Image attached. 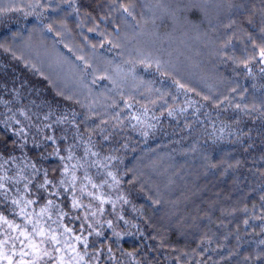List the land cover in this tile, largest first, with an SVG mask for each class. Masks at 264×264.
<instances>
[{"label": "trees", "instance_id": "1", "mask_svg": "<svg viewBox=\"0 0 264 264\" xmlns=\"http://www.w3.org/2000/svg\"><path fill=\"white\" fill-rule=\"evenodd\" d=\"M192 3L201 4V0H168L164 7H156L157 0H150L155 16L145 10L144 20L148 22L144 24L141 20L143 30L136 32L126 28L117 13H112L110 19H100L107 12L108 0H77L79 14L62 0H51L54 10L44 12L43 16L25 17L13 12L0 16V43L10 47L17 56L23 55L36 63L49 77L45 80L39 72L26 67L25 60L14 59L11 52L0 48V96L12 102L9 107L17 112L19 119H23L19 117V109L30 110V114H35V121L36 116L42 117L49 111L48 105L57 115L68 114L69 119L75 113L79 132L71 124L54 125L57 137L68 136L66 141H59L62 155H67L63 149L69 144L79 143L73 138L82 134L85 141L91 138L99 159L113 157L107 161L108 170L121 179L119 192L129 203L118 204L115 211L111 205H104L105 211L98 217L100 224L95 225L103 235L96 236L94 232L88 235L91 230L83 232L88 236L89 252L102 253L99 264H114L107 258L109 247L122 264H130L126 255L129 252L135 253V259L141 264H264V244L260 243L264 241V220L258 218L264 215V200L260 199L264 195V119L259 118L260 111L264 110L261 107L264 74L256 66L249 76L232 61L221 60L216 54L223 40L231 35L222 26L230 16L241 29L253 36L259 35L255 25L260 23L259 9L264 3L262 0H213L207 5V15L199 7H192ZM7 4L8 0H3L5 7ZM240 4L245 7L229 11L230 5ZM136 11L139 13L141 8L137 7ZM85 13H91V18ZM249 13H253L252 25L248 23ZM117 23L121 28V47L113 48L99 33H113ZM49 24L54 31L47 30ZM97 24L96 32L88 31ZM237 37L234 46L225 51L242 57L247 41L240 29ZM65 45L99 69L98 76L115 78L119 87L107 79H98L92 84L89 75L88 88H84L72 67L81 61ZM138 50L150 52L170 70L172 66L180 69L177 78H182L200 95L178 91L172 76L161 75L154 68L145 71L142 65L136 66V77L146 83L141 84L140 79L131 75L125 79L124 73L131 67L125 61L135 59ZM63 58L68 62H63ZM117 65L123 69L119 75ZM13 87L20 90L18 97L14 98ZM59 90L76 93L80 102L57 96ZM203 96L211 99L204 100ZM189 99L195 101L192 106L188 105ZM113 101L118 107L112 106ZM125 101L133 105L131 109L124 107ZM219 101L224 103L216 107ZM235 104H246L249 108L255 105L258 111L246 114L235 110ZM144 106L148 108L146 122L154 127L138 125L130 118L131 114L140 115ZM170 110H174L171 116ZM118 111L122 123L113 127L112 117ZM0 113H7L4 105H0ZM221 127L225 128L222 134ZM5 131L0 127V135ZM105 135L109 136L108 140H104ZM14 138L10 132L5 136L9 144ZM54 147L49 143L36 149L29 144L25 151L41 170L29 185L34 195L24 193L23 183L10 186L8 199L0 195V213L23 223L15 214L19 209L11 203L12 197L23 194L35 199L39 196L38 203L32 206L37 211L47 199H52L68 213L60 223L81 234L84 212L71 208V190L64 192L58 187L63 163L50 155ZM75 151L77 156H82L83 145ZM237 161L241 162L239 166H235ZM228 163L234 167L228 168ZM44 170L57 185L56 188L49 186V192L59 191V195L49 196L36 187L43 182ZM89 174L99 182L103 169L90 168ZM16 188L20 189L19 193ZM105 191L109 190L105 188ZM112 195L115 198L116 193ZM156 199L162 203H154ZM83 201L89 202L87 197ZM121 215L123 220L118 219ZM52 218L59 219L55 210ZM109 220L113 228H108ZM88 223H93L92 218ZM5 227L0 226V234ZM114 231L120 236L114 235Z\"/></svg>", "mask_w": 264, "mask_h": 264}, {"label": "snow or ice", "instance_id": "2", "mask_svg": "<svg viewBox=\"0 0 264 264\" xmlns=\"http://www.w3.org/2000/svg\"><path fill=\"white\" fill-rule=\"evenodd\" d=\"M63 3L67 4L74 13L79 14L80 8L77 6V0H62ZM168 0H157L156 7H164ZM213 0H201V4L192 3V7H199L207 15L208 7ZM264 3V0H262ZM22 5V6H21ZM137 7L141 8V11L137 13ZM239 7L244 8L243 4L240 5H230L229 11L232 8ZM49 10H54L51 8V0H8V4L5 7L3 5V0H0V16L8 12L21 13L23 16H43V13ZM145 10L152 12L155 16L153 8L150 6V0H108L107 12L100 19H110L112 13L119 14L118 20L126 27L136 32L137 29L143 30V25L141 20H144ZM167 10V9H165ZM188 8H185L187 11ZM261 20L259 25H255L258 29V36H253L246 29H241L240 25L237 24L235 19L231 16L228 19V23L223 24L226 33L231 32V35H227L226 39L223 40L220 47L217 49L216 54L221 58V60H230L238 68H242L243 71L251 76L253 75V67L258 66L262 74H264V7L259 9ZM253 13H249L250 18L248 23L253 24L251 16ZM87 18H91V13H85ZM139 17V19H138ZM147 20H144V24H147ZM83 23V21L81 22ZM155 23V19L152 20ZM211 23V21H209ZM99 28L97 24L93 28H89L88 31L96 32ZM237 29L243 32L246 37V43L244 48V53L242 57H237L235 55H228L225 51L226 49L234 46V40L239 39L237 37ZM49 32L54 31L53 25L49 24L47 26ZM120 23H117L114 32L99 33L104 37L105 41L110 44L113 48L121 47L120 44ZM19 35V34H17ZM112 35V39H108V36ZM103 47V44L100 45ZM68 47V45H65ZM95 48V45L92 46ZM0 48H3L6 52H11L14 59L25 60V66L32 68L34 71L39 72L45 80L49 77L45 76L43 71L37 67L36 63H31L23 55L17 56L16 52L10 47H6L4 44L0 43ZM68 51L72 53L75 58L81 61L80 65H73V69L78 76L79 83L84 87L88 88L86 83V78L90 75L92 76L91 83L96 84L97 80H110L115 87H119V84L115 78L110 75H97L99 69L93 66L92 63L88 61L85 56L77 55L74 50L68 47ZM63 62H68L67 58H63ZM125 63L131 65L126 73H124V78L126 79L128 75H131L134 79H140L136 77V66L142 65L145 71L150 69H155L156 72L164 76H172L173 82L176 85L178 91L185 94L195 92L196 95H200L196 92V89L188 86L183 82L182 78H177L180 73V69L175 66L171 67V70L165 67L164 62L160 59L154 57L150 52H143L138 50L137 57L132 60H127ZM106 71V70H105ZM116 72L119 75L123 72V69L117 65ZM140 83H146L143 79H140ZM150 83V82H147ZM21 87H24L23 82ZM151 91V89H148ZM235 92V89L232 90ZM12 92L14 93V98L20 95V90L13 87ZM57 96L63 97L67 101H74L79 103L80 101L76 99V93L66 94L64 91L59 90L56 93ZM204 100H210L211 97L203 96ZM132 99H135L132 97ZM227 100L228 98L225 97ZM155 103V101H151ZM12 102L10 100H5L3 96H0V105H4L7 109V113H0V127H3L6 131L3 135H0V195H3L5 199H8V192L11 190L10 186H16L23 183L24 193L29 194V196L34 195L29 185L33 183V180L38 176L41 170L37 167L35 163L29 158L27 152L29 144L36 149L44 148L45 146L54 145L53 152L50 155H55L63 163V168L61 171V179L58 182V187L63 189L64 192H69L71 190V208L73 210H82L84 212L83 220L84 223L80 225L81 234H76L72 228L67 225L61 224L60 221L68 215V213L62 211L59 205L55 204L54 200L47 199L43 206L39 207L37 211L32 208L33 205L38 203L40 199L37 196L35 199L26 198L25 195L21 194L16 197L11 198V203L19 209L15 214L19 216L23 223H16L14 220H9L3 213H0V226H6L2 234L3 238H0V264H99V257L102 255L100 251L89 252V240L88 236L83 235L84 231H88V235H92L93 232L96 236H101L103 233L96 230L95 225L100 224L98 219L99 216L103 215L105 209L104 205H111L113 211L116 210L117 205L120 203L127 204L129 201L126 197L119 192L121 185V179L118 178L117 174L109 171V164L107 161L113 159V157H105L103 160L99 159V152L93 151L95 145L93 144L91 138L87 141L83 139V135L79 134L73 139L79 143L69 144L63 149L67 155L61 154V148L59 141H66L68 139L67 135H61L57 137L55 134L56 128L54 125L71 124L77 128L79 132V126L75 122V113H72V119H69L68 114L57 115L51 110V105H48L49 111H47L42 117L36 116L34 121L33 116L35 114H30L29 111L24 109H19V119L17 117V112H14L9 105ZM35 103V102H33ZM195 101L188 100V105L192 106ZM224 101H219L215 103L216 107H220V104ZM231 105V100L228 101ZM113 107H118L115 101L112 103ZM132 104L125 101L124 107L131 109ZM39 107V106H38ZM264 108V105L261 106ZM235 110L243 111L246 114H251L258 111L255 105L251 108L248 105H234ZM122 111V110H121ZM174 110H170L168 115H173ZM184 111V109H181ZM148 113V108L143 107V111L140 115L131 114L130 118L135 120L138 125H143L146 127H154V125L146 122V117ZM55 117V119H53ZM144 117V118H142ZM260 119H264V110L260 111ZM115 121L113 127L119 126L122 121L120 120V112H116L112 117ZM102 123L107 124L108 121H102ZM136 127V125H133ZM104 131V129H101ZM225 131L224 127L219 129L222 134ZM10 132L12 137L9 144L8 140L5 139L7 133ZM147 135V133H144ZM231 135V133H229ZM104 140H108L109 136L105 135ZM239 139V138H238ZM80 144L83 145V155L77 156L75 148ZM247 150V149H245ZM16 152L21 153L20 156L15 155ZM95 158V159H90ZM240 161L236 162L235 166L240 165ZM215 167L216 165H212ZM228 168L234 167L231 163H228ZM100 168L103 169V175L99 182H97L92 175L89 174L90 168ZM12 172V175L9 173ZM82 172V176H78L77 173ZM100 175V173H98ZM264 175V174H262ZM49 186L56 188L57 185L53 183L51 179L48 178L47 170L43 172V182L36 185V187L44 192L48 193L49 196L59 195V191L49 192ZM107 188L109 191H105ZM17 193L20 192L19 188H16ZM115 192V198H113L112 193ZM78 193V195H77ZM87 197L89 202L84 203L83 198ZM264 200V195L260 197ZM156 204L162 203L161 199H156L154 201ZM55 210L58 220H53L52 213ZM247 212V208L244 209ZM79 219V217H76ZM89 218H92L93 223H88ZM264 220V215L258 217ZM118 219L123 220V216H119ZM51 222V223H49ZM85 223L87 224V229L85 228ZM248 221L245 220V224ZM55 224L56 227H52ZM103 225H101L102 227ZM108 228H113V223L111 220L107 221ZM62 229V231L60 230ZM16 233L12 235L11 233ZM117 237L120 236L119 233L113 232ZM143 235V233H141ZM154 239V237H153ZM260 243L264 244V241ZM123 255V253H122ZM130 264H141L139 260L135 259V253L129 252L126 254ZM184 255H187L185 253ZM107 258L114 261V264H122V262L116 260L112 253V248L107 249Z\"/></svg>", "mask_w": 264, "mask_h": 264}]
</instances>
